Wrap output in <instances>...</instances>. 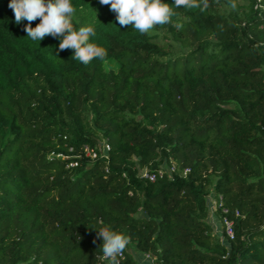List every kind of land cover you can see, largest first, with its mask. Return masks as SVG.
<instances>
[{
  "label": "trees",
  "instance_id": "16d2710c",
  "mask_svg": "<svg viewBox=\"0 0 264 264\" xmlns=\"http://www.w3.org/2000/svg\"><path fill=\"white\" fill-rule=\"evenodd\" d=\"M164 2L171 22L141 34L99 0H71L76 28L107 50L84 65L60 39L28 38L0 0V264H98L101 227L154 264H264V9ZM103 141L109 161L54 157ZM163 162L177 171L140 178ZM219 196L235 225L225 243L208 221Z\"/></svg>",
  "mask_w": 264,
  "mask_h": 264
},
{
  "label": "clouds",
  "instance_id": "9594fccd",
  "mask_svg": "<svg viewBox=\"0 0 264 264\" xmlns=\"http://www.w3.org/2000/svg\"><path fill=\"white\" fill-rule=\"evenodd\" d=\"M101 5L110 6L115 13V19L120 27H133L141 34L148 33L156 26L171 22L176 15L174 9L164 0H99ZM176 8H200L201 11L209 7V0H174ZM202 4V6H201ZM235 7V4L232 5ZM14 13L15 23L27 21L24 31L33 41H42L46 37L60 39L59 50H73L71 58L88 65L94 59H103L107 50L91 42L96 35L94 26H81L78 29L73 23L76 8L71 0H10L8 5ZM39 20L35 27L33 22ZM58 57V54L56 55ZM97 239L102 238L100 246L102 258L109 264H120V257L130 238L125 234L114 231L110 227L97 230ZM95 243V240L93 241Z\"/></svg>",
  "mask_w": 264,
  "mask_h": 264
},
{
  "label": "built area",
  "instance_id": "2783aa9c",
  "mask_svg": "<svg viewBox=\"0 0 264 264\" xmlns=\"http://www.w3.org/2000/svg\"><path fill=\"white\" fill-rule=\"evenodd\" d=\"M255 8L258 9H264V0H255ZM71 152H73V149H71ZM110 152H111V146L107 142L103 141L100 143V145L96 148H84V155H70L66 156L63 154H57L54 157L62 160V161H69L68 168L73 169L77 168L81 165V160L83 158H87L90 160H98V159H105L106 161H109L110 158ZM177 171V164L173 163L170 167V175L175 173ZM189 173V169L184 170L183 174L186 176ZM163 177H166L165 171L163 169H158L156 172H150L148 169L141 170L140 171V178L148 180L150 182L155 183L158 179H161ZM219 200L217 198L210 197L209 203L211 204L213 210H216L217 212L221 211V223H222V235H224V238L229 241L235 240V225L234 222L231 221L228 217V210L225 208H221L222 206V198L219 196ZM221 209V210H220ZM146 259L150 260L152 264H154V259L150 255H144ZM120 260V264H124V262L127 259V256L125 252L118 257ZM98 264H109L107 260H104L101 256L100 261Z\"/></svg>",
  "mask_w": 264,
  "mask_h": 264
},
{
  "label": "crops",
  "instance_id": "0c3cea01",
  "mask_svg": "<svg viewBox=\"0 0 264 264\" xmlns=\"http://www.w3.org/2000/svg\"><path fill=\"white\" fill-rule=\"evenodd\" d=\"M215 198L216 197H212ZM211 204L209 203V206ZM219 212H217L216 210L212 209V206L210 207V214H209V218L208 221L210 222V224L213 226L214 228V232L215 234H217L218 236H222V223H221V215ZM223 242L225 243V239L222 238ZM132 254L134 255L135 259H136V263L137 264H152V262L148 259L145 258L144 254H140V253H136V252H132Z\"/></svg>",
  "mask_w": 264,
  "mask_h": 264
},
{
  "label": "rangeland",
  "instance_id": "374dc122",
  "mask_svg": "<svg viewBox=\"0 0 264 264\" xmlns=\"http://www.w3.org/2000/svg\"><path fill=\"white\" fill-rule=\"evenodd\" d=\"M158 42H160L161 45L164 46L165 48H167L168 50H169V46L170 45H173V41L171 39V35L169 33H167V32H164V33L159 34ZM113 67H114V65H113ZM98 137L97 138L99 140L101 137L100 136H98ZM101 140L102 139H100V141ZM172 164H168L167 162H163L162 164H160L159 169H163L165 171V175L167 177H169L170 176V167L172 166ZM222 237L224 238V235H222ZM224 239L226 240V238H224ZM133 251H134L133 245L128 244V247L126 249V252L127 253H132Z\"/></svg>",
  "mask_w": 264,
  "mask_h": 264
}]
</instances>
